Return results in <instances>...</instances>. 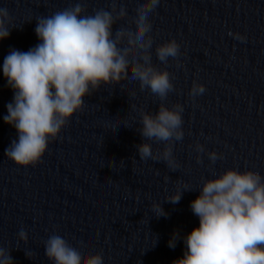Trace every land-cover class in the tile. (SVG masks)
Returning a JSON list of instances; mask_svg holds the SVG:
<instances>
[{
    "label": "clouds",
    "instance_id": "1",
    "mask_svg": "<svg viewBox=\"0 0 264 264\" xmlns=\"http://www.w3.org/2000/svg\"><path fill=\"white\" fill-rule=\"evenodd\" d=\"M159 2L142 0L131 21L134 29L119 27L115 32L113 25L127 17V10L121 7L117 11L115 3L111 12L99 9L86 15L77 3L37 18L35 33L41 42L27 52L13 49L3 61V76L14 91L3 120L18 132V141L13 140L5 149L7 159L20 167L35 166L49 143L57 139L75 113L83 110L86 96L101 85L126 81L132 85L138 82L141 92L150 90L162 101L155 114L141 112L138 130L145 139L136 146L140 159L163 160L171 170L179 167L173 157V141L183 139L184 108L179 103L165 106L163 101L174 90L172 78L152 63L150 33ZM11 23L8 10L0 8V41L9 37ZM237 38L244 39L238 34ZM155 52L166 65L169 57L180 54V45L172 39L158 45ZM204 91L202 84L194 82L189 95L194 98ZM147 141L165 146L154 152ZM196 151L204 152V147L197 143ZM208 157L212 162L218 158L216 152H209ZM187 190L191 189L185 185L183 191ZM183 191L166 199L176 204ZM190 207L199 218V226L183 237L186 249L173 264H264V177L258 172L229 168L206 179ZM152 209L157 217L167 216L159 203ZM180 238L174 233L168 246L175 248ZM19 239L28 242L23 229ZM45 255L53 264H103L100 254L82 256L78 248L56 234L45 241ZM0 264H13L3 247Z\"/></svg>",
    "mask_w": 264,
    "mask_h": 264
}]
</instances>
